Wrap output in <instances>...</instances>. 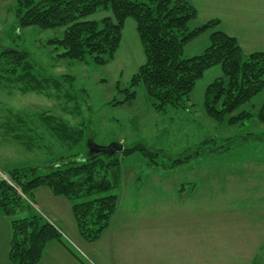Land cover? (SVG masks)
Instances as JSON below:
<instances>
[{
	"label": "rangeland",
	"instance_id": "1",
	"mask_svg": "<svg viewBox=\"0 0 264 264\" xmlns=\"http://www.w3.org/2000/svg\"><path fill=\"white\" fill-rule=\"evenodd\" d=\"M195 1L199 16L190 29L222 18L218 28L237 37L244 55L264 50V0H248L245 18L233 13L234 5H245L243 0ZM16 4V0H0V174L8 177L15 167H35L37 175L45 174L47 166L79 151V145L54 136L41 114L62 117L83 128L99 146L119 142L126 148L141 143L161 152L156 163L141 151L122 158V181L112 190L120 196L112 232L104 240L89 242L78 232L65 230L67 244L84 263L66 251L57 264H113V260L114 264L167 260L264 264V123L258 119L264 89L244 106L253 112L251 119L235 125L219 123L204 105L207 86L224 75L217 64L197 81L186 107L159 113L144 85L131 86L133 75L146 61L132 17L126 19L115 58L97 65L60 58L63 49L49 40L62 37L64 28L20 27ZM111 14L99 10L89 19ZM210 34L188 43L184 56L205 51L211 44ZM6 48L26 49L43 75L64 76L63 84L58 88L50 84L41 93L23 92V83H18L2 55ZM119 86L137 92L133 103L116 104L126 97ZM188 154L186 161L174 162ZM41 190L35 191L33 203L25 197L33 209L16 218L32 211L43 216L51 213L49 207L55 205L48 203ZM8 227L11 219L1 212L0 264H13L8 245H3V240L10 241ZM48 260H54L49 249L40 262Z\"/></svg>",
	"mask_w": 264,
	"mask_h": 264
},
{
	"label": "trees",
	"instance_id": "2",
	"mask_svg": "<svg viewBox=\"0 0 264 264\" xmlns=\"http://www.w3.org/2000/svg\"><path fill=\"white\" fill-rule=\"evenodd\" d=\"M16 17L20 27L43 29L64 28L62 37L49 40L63 49L60 58L92 61L105 65L115 58L122 43L126 19L136 22L146 61L133 75L131 86L144 85L154 109L159 113L169 108L186 107L197 81L204 72L220 64L223 76L205 90L206 113L219 123L235 125L249 120L253 112L244 106L264 89V50L244 55L237 37L219 29V18L190 29L198 17V9L189 0H16ZM99 10L111 15L101 20L89 19ZM211 31V44L201 54L185 57V46ZM11 66L9 70L23 83V92L41 93L53 85L60 87L62 77L43 75L26 49L6 48L2 52ZM23 81V82H22ZM51 84V85H50ZM50 88V87H49ZM125 99L116 104H131L137 97L134 89H122ZM48 130L59 140L79 145L71 157L47 166L37 175L35 167H15L7 172L12 183L0 176V212L11 219L8 256L13 264H38L47 244L63 243L79 260H83L67 244L65 235L41 213L16 218V214L33 209L35 191L47 187L70 204L79 234L94 242L110 227L119 206L120 196L112 193L122 181V158L135 151L148 155L152 163L160 159L159 150L145 144L124 147L115 154L91 153L86 142L93 134L76 128L62 117L41 114ZM264 123V103L258 112ZM71 142V143H70ZM225 147H229L226 145ZM221 149V148H215ZM190 154L174 159L186 161ZM84 263V262H83Z\"/></svg>",
	"mask_w": 264,
	"mask_h": 264
},
{
	"label": "crops",
	"instance_id": "3",
	"mask_svg": "<svg viewBox=\"0 0 264 264\" xmlns=\"http://www.w3.org/2000/svg\"><path fill=\"white\" fill-rule=\"evenodd\" d=\"M189 1H191L198 9V5H197L195 0H189ZM244 1H245V3H244L245 5L241 6V5L238 4V5H234V7H233V13L235 15H242L243 18H245L247 16L245 11L247 10V6L246 5H247V1L248 0H243L242 2H244ZM226 13L228 15H230L229 11H227ZM212 18H214V17H212ZM219 19L221 20V24L220 25H222L223 20H222V18H219ZM39 189H43L45 191V194H46L47 199H48V203L55 205L54 208L53 207H49V210H50L51 213H44L45 218H47V220H49L51 223L55 224L57 226V228L60 229V231H62L64 233L65 236H67V234L65 232V230H67V229H69L74 235H76L77 232H78V229H77V225H76L75 219L73 218L70 202L66 198H65L66 199L65 200L64 198H61V196L54 195L49 188H48L49 190H45L43 187H41ZM39 189H37L36 192H38ZM43 190H41V191H43ZM132 214L134 215L136 213L132 212ZM191 214L192 215H196L197 218H199L201 216H203L205 218L210 217V216H207V214H204V213H191ZM116 215L115 216L118 217L117 213H116ZM139 215H141V214H139ZM115 216H114V218H113V220L111 222L110 227L105 231V233L102 235V237L99 240H102L103 238L105 239L107 233L112 232L113 225H114V219H116ZM126 218H127V216H126ZM214 219H215V217H214ZM8 229H9V232H10L11 227H8ZM120 232L121 231L119 229V233ZM0 233H1V230H0ZM11 234H12V230L10 232V240H11ZM78 234H79V232H78ZM1 236H2V233H1ZM1 241L2 240H0V243H2ZM6 241H7V239H5V241L3 240V245L4 246H5V244L8 245V252H9L10 241L9 242L7 241V243H6ZM112 246H114V244H112ZM112 246L109 245V247H112ZM47 249H49L52 252V255L54 256V260H48V262L45 263V264H57V263H59V260L61 259L60 257L66 251H67L68 256L71 254V256L74 257V255L69 251V249L63 243H61L58 240H53V241L49 242L47 244V246L45 247V252H46ZM63 249H66V250H63ZM3 256L4 255H1V258H3ZM74 258L76 259L75 261L79 260L76 257H74ZM117 262H120V261L118 260ZM123 262H125V260H123ZM4 263H5V261H4ZM111 263L114 264L115 261L113 260V261H111ZM38 264H43V263L40 262ZM136 264H142V263L141 262H137ZM144 264H190V263L187 260L178 261V262H175L174 260H167V261H161V262L160 261H144ZM198 264H207V263L205 261H200Z\"/></svg>",
	"mask_w": 264,
	"mask_h": 264
},
{
	"label": "water",
	"instance_id": "4",
	"mask_svg": "<svg viewBox=\"0 0 264 264\" xmlns=\"http://www.w3.org/2000/svg\"><path fill=\"white\" fill-rule=\"evenodd\" d=\"M88 147L90 152L92 153H105V154H115L118 152H122L124 149V145L119 142L111 143L108 146H99L94 143L93 139L88 141Z\"/></svg>",
	"mask_w": 264,
	"mask_h": 264
},
{
	"label": "built area",
	"instance_id": "5",
	"mask_svg": "<svg viewBox=\"0 0 264 264\" xmlns=\"http://www.w3.org/2000/svg\"><path fill=\"white\" fill-rule=\"evenodd\" d=\"M0 176H1L3 179L7 180L8 182L12 183L11 180L9 179V177H7L6 175H3V174L1 175V174H0Z\"/></svg>",
	"mask_w": 264,
	"mask_h": 264
}]
</instances>
